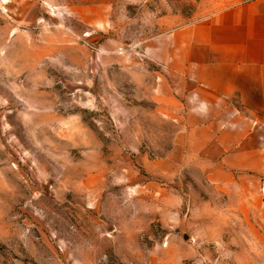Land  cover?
Masks as SVG:
<instances>
[{
    "label": "rangeland",
    "instance_id": "obj_1",
    "mask_svg": "<svg viewBox=\"0 0 264 264\" xmlns=\"http://www.w3.org/2000/svg\"><path fill=\"white\" fill-rule=\"evenodd\" d=\"M239 1L0 0V264H264L249 188L170 158L168 49Z\"/></svg>",
    "mask_w": 264,
    "mask_h": 264
},
{
    "label": "crops",
    "instance_id": "obj_2",
    "mask_svg": "<svg viewBox=\"0 0 264 264\" xmlns=\"http://www.w3.org/2000/svg\"><path fill=\"white\" fill-rule=\"evenodd\" d=\"M168 51L197 100L170 158L196 159L218 186L248 187L264 220V0H241L185 27ZM210 100L227 101L226 109L210 112Z\"/></svg>",
    "mask_w": 264,
    "mask_h": 264
},
{
    "label": "water",
    "instance_id": "obj_3",
    "mask_svg": "<svg viewBox=\"0 0 264 264\" xmlns=\"http://www.w3.org/2000/svg\"><path fill=\"white\" fill-rule=\"evenodd\" d=\"M184 237H185V238L187 237V236H186V234H185V236H184Z\"/></svg>",
    "mask_w": 264,
    "mask_h": 264
}]
</instances>
